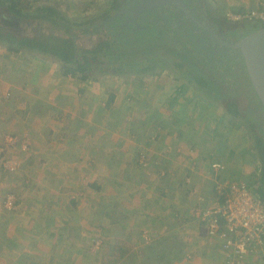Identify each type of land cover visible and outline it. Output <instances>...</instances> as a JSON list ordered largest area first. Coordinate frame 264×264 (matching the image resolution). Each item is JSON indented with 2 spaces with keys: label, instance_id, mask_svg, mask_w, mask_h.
<instances>
[{
  "label": "crops",
  "instance_id": "0c3cea01",
  "mask_svg": "<svg viewBox=\"0 0 264 264\" xmlns=\"http://www.w3.org/2000/svg\"><path fill=\"white\" fill-rule=\"evenodd\" d=\"M263 6L258 5L256 8ZM2 49L4 55L0 58V96L4 93H10L12 96L8 101L0 100V109H12L8 111V116L5 118V121L8 120L6 125L12 126L13 129L27 136L28 133H33L31 128L29 129L32 126L30 122L34 125L35 117L39 119L44 115L30 109H51L47 112L44 127L39 126L38 134L34 133L36 137L33 139L35 141L37 139L36 153L40 155L36 160L40 162L44 160L45 164L53 168V171H47L50 182L71 180L74 185L72 190L63 189V191L59 187L55 190L49 188V185L45 186L43 189L46 190L41 193L40 202L32 200L33 196L30 192L25 191L27 188L19 193L15 213L12 215L7 212L6 218L0 220V264H124L127 254L119 253L118 249L122 245L127 246L128 242L135 245L134 239L131 238L134 231L131 230L130 225L135 227L137 223L136 226H140L137 222L140 218L138 213L143 212L129 205V202L137 190L143 194L144 191H148L147 188L153 189L155 191L153 196L157 195L156 197L166 207L164 219H162L164 225L159 231L163 234L169 227L182 232L188 231V235L183 232L185 242L178 251L179 254H183L184 257L189 256L192 260L187 261L182 257L180 260L183 261L177 264L224 263L221 241L210 237L196 216V211L208 208L215 202V181L210 168L219 156L218 151L217 154L214 150V153L207 155L206 161L199 158L201 154L192 155L193 160L199 159L198 171L195 174L190 173L192 179H189L190 176H183L181 182L175 181L176 178L180 180L179 176L183 173V167L181 168L177 155L173 162L170 158L163 162L166 156H162L161 152L156 154L157 152L152 149H156L157 142H152L151 139L129 140L127 134H122L124 127L114 113L116 112L114 109L118 108L114 104L115 102L117 104L119 100L121 85L117 87L118 92L110 89L112 91L108 93L107 101L103 102L106 91L101 81H82L65 77L58 62H48L43 65L39 63L41 58L38 54L24 51L14 54L8 52L5 47ZM30 55L34 58L32 61L28 59ZM36 72H40V75H36L38 74ZM34 75L37 77L35 78ZM47 87V92H42ZM132 92L126 98L130 102L129 109L133 111V121L137 119L134 109L139 102L136 100L135 92ZM102 109H110V115L114 118H111L109 123L117 129L108 124L106 126L97 124L100 116L96 110L104 115ZM159 109H163L162 104L159 105ZM1 111L6 113L5 110ZM153 112L154 110L147 111L146 114L151 116L154 115ZM0 117H3L1 113ZM146 118L144 121H147ZM48 120L49 123H47ZM161 120L154 121L160 122V129L161 126L164 127ZM137 122L139 123L138 120ZM187 122L194 125L191 119ZM74 123L76 127L73 126ZM181 124H177V137L185 133L182 129L191 133L195 132L193 128L185 129L183 126L186 124ZM26 126L28 129L25 128ZM102 129L105 132L101 137L105 135V140L97 136V131ZM136 130L137 128L130 127L129 134L138 132ZM139 130L145 131L142 128ZM26 136L24 135L23 138L26 139ZM95 136L97 139H94ZM176 136L170 139L171 144L183 147L184 142ZM24 141L26 142L22 140ZM167 144L168 141L165 139L162 144L158 143V148L164 149ZM141 150L150 152L149 157L152 163L150 164L153 165L150 171L146 170L145 178L138 176L136 168L137 152ZM255 152L253 149L251 156L256 159ZM214 154L217 158H214ZM242 154L243 151L240 152V149L229 147L228 152L221 155L225 159L226 156L229 158L227 170L223 174L224 179L228 180L232 175L236 177L245 172L244 163L239 166V169L236 164V160L239 161L236 158L241 159ZM249 158L247 156V159ZM257 161L259 160H255V165L259 167ZM140 162L139 160V164L142 165ZM52 164L65 169L59 174H63L60 179H57L59 175L56 174L57 171H54L55 167ZM98 164L103 165V170L97 168ZM194 169L192 168L191 171ZM104 170L110 171L105 173ZM161 171H164V175H159ZM177 171L178 174L175 173ZM82 174L86 177L81 178ZM132 175L138 177V180L136 179L138 183L135 180L128 181ZM20 176L23 178L22 181L28 182L26 175ZM36 177L39 178L40 174L36 173ZM81 181L90 183V188L87 189V184L81 186ZM184 181L189 182L187 186H184ZM32 182L36 183L34 180ZM106 187L109 193H106ZM71 193H78L80 196L77 194L71 196ZM60 203L66 218L58 221L54 217ZM172 212H176L174 213L176 218L180 217L176 224V219L171 218L174 216ZM168 215L170 218L167 220ZM103 230L105 234L101 232ZM125 233L127 235L122 237ZM96 237L103 239L104 246L99 251H92L91 245ZM220 260L221 263H219ZM248 264H264V249L250 256Z\"/></svg>",
  "mask_w": 264,
  "mask_h": 264
},
{
  "label": "rangeland",
  "instance_id": "374dc122",
  "mask_svg": "<svg viewBox=\"0 0 264 264\" xmlns=\"http://www.w3.org/2000/svg\"><path fill=\"white\" fill-rule=\"evenodd\" d=\"M202 1L204 6L206 5L207 10L211 11L212 14L217 15L220 18H226L227 12L236 13L241 12V9H244V11L252 9H261L256 7H258V5H264V0ZM42 2L56 5L68 17L75 19V21H81L83 19H90L91 17H94L93 19H96V23L100 21L98 24L101 25L104 23V21H106H101V19H103V15L106 14V12L108 11L111 0H40V3ZM110 13L112 14L113 12ZM254 24L255 23H246L245 26L248 25V28H243V30L240 31V36L237 35L238 37H234V35L229 34V38L232 41L236 42V40L240 37L242 38L244 34L247 35L253 32ZM173 28L176 29L173 31L168 30L164 37L166 39L172 40L175 45H179L182 47V45L185 43V40L180 38V34L178 33L176 25H174ZM100 30L103 32L105 30L107 31L106 27H101ZM111 32H113V30ZM111 32L109 34H112ZM102 36L103 33L100 32L95 38H83L82 43L86 44L92 42H99L101 41ZM2 48H0V58H2L4 55ZM160 54L163 56L162 61L165 63L166 66L157 67L151 74H147L144 76L103 75L95 77V81L98 80V82L101 81L102 84L104 83V90L106 91V95H104L103 97V102L107 101L108 93H110L112 90L115 92L117 91V87L119 85H121L123 88L122 89L119 86V100L117 104L116 102L114 104V106L117 105L118 107L117 109H114L116 111L114 113H116V117L119 118V120L122 122L121 125H123L124 127V132H122V134H127L129 140L136 139L137 141H141L143 139H151L152 142H157L156 149H152L157 152L156 154L161 152L162 156H166L164 158L165 160H162L163 162H166L169 158L173 162V160L176 159L175 155H177L179 157L178 162L180 163L181 168L183 167V173L179 176L181 179H175V181L179 182L183 180V176H192V174H195L198 171L199 159L193 160L194 157H192V155H196V153L201 154V157L199 158L206 161L208 159L207 155H211V153H214V150H216L215 153L217 154L218 151V158L216 157V154H214V158H217L216 161L222 163L225 167V170L220 173L224 177L223 174L227 170L226 166L229 164V158L226 156L225 159V157L223 158V156L221 155L227 153L229 147H233L234 149H240V152L243 151V156H241V159H239L240 157L236 158L239 160H236V164L238 165L237 168L239 169V166L244 163L246 170L242 174H239L238 172L239 176L235 177L234 175H232V177H229L228 180L231 182L233 181L247 183L251 185V188L256 192L257 195L260 196L261 192L258 187H260L262 180L261 163L260 161H257L259 162V167L255 165V160H259V157L256 152L254 153L256 159L254 158V156H251V153L253 151L254 138L251 135H248L249 132L244 127H241L238 122L231 120L230 117H227L225 115V109L220 103L208 102L203 98V93L200 89H198L195 85H188L189 83L185 77H191L192 74H189L190 70L187 69V55H184L181 59L178 60L175 55L172 54L171 47L165 48L160 52ZM187 54L189 56L193 53L188 51ZM39 56L41 58L39 63L43 65H46L48 62L57 63L53 58H50L48 56ZM172 57L176 61H178L179 67H176L175 62L171 61ZM199 58L200 60L193 61L198 67L197 71L200 69H204L207 65V68H205L204 72L210 77H223L227 79V77L232 76L231 74L226 73V70H224V66L219 69L218 67H215L216 64L212 65V67H209L208 65L210 64L207 63V56L205 53L204 55L199 56ZM28 59L32 61L34 58L32 55H30ZM237 70L238 69H236L235 72ZM36 75L39 76L40 72ZM36 75H34L35 78L37 77ZM28 77L30 78V76ZM236 78L237 79H235V81L231 80V83H234L236 85L235 87L239 88L240 93L237 100L241 105V115H244L245 118L247 116L251 117L252 115V117L257 122L258 126H260L264 135V112L261 108L257 107L254 103H252V100L249 99L251 98L250 96H255L254 91L251 89L252 86H249L245 78L241 77L240 75ZM47 89L48 87L42 92H47ZM131 90L135 92L136 100L139 102L134 109L135 117L137 119L133 121V111L132 109H129L130 106L128 105V103L130 102H128V99L126 98L128 94H130V92L133 93ZM11 97L12 96H10V93H4L1 94L0 100L8 101L11 99ZM160 104L163 105V109H159ZM148 106H151L154 109H152L151 107L148 108ZM1 110H5L6 113ZM10 110L12 109H0V113L1 115H3V117H0V220L6 218L7 212L12 215L15 213V210L18 207L19 193L25 188H27L25 191L30 192V194L33 196L32 200L40 202L41 193L45 192L46 190L43 189L45 188V186L49 185V188H54L55 190L59 187L60 189H62L61 191H63V189L72 190L74 185V183H71V180H55V182H50V177L47 171H53V168H51L50 165L45 164L44 160H42L41 162L36 160L37 156L40 155L36 153L38 151L37 144L35 143L37 139L36 141L35 139H33V137H36L34 133L38 134L39 126L44 127L43 123L47 119V112L51 109H30L33 111L35 110L44 113V115L39 118L41 120H39L36 116V122L34 125L32 124V122H30L32 126H30L29 129L31 128L33 133L30 132L27 134V136L26 134H22L16 131L15 129H13L12 126H7L8 120L5 121V118L8 116V111ZM102 110H104V115H102L100 111L96 110L97 114L100 116L97 124L103 126H106L108 124V126H112V123H109V121L111 120V118L114 117L110 115V109ZM151 110H154V115L147 116V111ZM145 117H147V121H144ZM157 119H162L161 123H164V127L161 126L162 130L159 127L160 122H154ZM189 119L193 121V124L195 126L192 125L190 122H187ZM137 120L139 121V123L137 122ZM47 123H49V120L47 121ZM87 123L90 124V122ZM128 123H130V125H128ZM181 123H184L186 125ZM177 124L184 125L183 128L185 129L191 127L190 130L193 128L195 132L191 133L182 129V131L185 133H182L177 137ZM73 126L76 127V124L74 123ZM112 127H114V125ZM130 127L137 128L136 131L138 132L132 135L129 134ZM25 128L28 129L27 126ZM140 128L145 131L139 130ZM104 132V129L97 131V136L105 140V135L103 136V138L101 137ZM120 133L121 132H119V134ZM24 135L26 136V139L23 138ZM174 136H176V138L182 139V141L184 142L183 147H176L174 144H171L170 139ZM29 138L30 140H28ZM94 139H97V137ZM165 139L168 141V144L165 146L166 148H158V143L162 144ZM22 140H26V142H22ZM107 142L109 143V140ZM103 153L106 154V152ZM149 153V151L144 150L137 152L136 158L138 165H136V168L138 171H136L138 173V176H140L141 178H145L146 170L150 171L149 169L153 167V165H151L152 163L150 161ZM247 156L250 158L247 159ZM189 159H192V161H189ZM139 160L141 161L140 163L142 165L139 164ZM71 161L74 162V159L71 158ZM53 167H55L54 171H57V175H59L61 171L65 170L63 168H58L60 166L53 165ZM102 167V164H98L97 168H99V170H103ZM192 168L195 169L191 171ZM109 171L110 170H106L105 173ZM19 173L20 175H26L28 181L27 183L25 181H22L23 178H21ZM36 173L40 174L39 178L36 177ZM175 173L178 174L179 172L177 171ZM62 175H59L57 179H60V176ZM159 175H164V171H161ZM84 176L86 177L85 174H82L80 177L82 178ZM191 176L189 179H192ZM174 177L175 176H173V178ZM31 179L36 181V183L33 184ZM136 179L138 180V177L132 175L130 179L128 178V181L135 180L136 183H138ZM81 183V186L87 184V189L90 188V183H83L82 181ZM188 183L185 182L184 186H187ZM52 184H54L55 186H52ZM253 186H256L257 189H254ZM106 189V193H109V189L107 187ZM147 189V192L142 189V191H144L143 194H141L140 191L137 190L135 192L134 197L132 196L129 202V205L134 206L135 208H139V210L143 211L141 214L138 213L140 215V218L137 220V222L140 224V226H136L138 225L137 223L135 227H132L130 225L131 230L134 231L131 234V238L134 239L135 245L129 244L131 242H128L127 246L122 245L121 248L118 249V252H126L127 256H125V258L127 260H125L124 264H177L178 262L181 263L183 260H180V258L184 256L183 254H179L178 250H180V246L182 245V243L185 242L183 232L185 235H188V231L185 230L182 232L180 230H175L173 227L165 229V233L163 234L159 231L160 228H162L164 225L162 219H164L163 217L165 215L164 211L166 210V207L164 206V203L156 197L157 195H155V197L153 196L155 192L153 189ZM78 193H76L77 196H80L78 195ZM76 194L71 193V196H74ZM61 205L62 203H60V206H58L57 212H55L54 217V219L58 221H61L66 218L65 212L62 211ZM174 213L176 212H172L174 216L171 218L174 220L176 219V224V221L180 220V217L176 218V215ZM168 218H170V215L167 216V220ZM160 222H162V224H160ZM123 227L127 228L126 226ZM96 230H98V228ZM101 232L105 234L104 230ZM126 235V233L122 234V237ZM93 241L94 242L91 245L92 251H99L104 246L103 239L99 237H96L95 239H93ZM119 242H122V240H119ZM184 258L187 261L192 260L189 256L186 257V255ZM219 263H221V260Z\"/></svg>",
  "mask_w": 264,
  "mask_h": 264
},
{
  "label": "trees",
  "instance_id": "16d2710c",
  "mask_svg": "<svg viewBox=\"0 0 264 264\" xmlns=\"http://www.w3.org/2000/svg\"><path fill=\"white\" fill-rule=\"evenodd\" d=\"M124 1L127 0H111L108 11L101 19L106 21L99 25L100 21L96 23L94 17L75 21L56 5L40 3V0H0V46L14 54L24 51L53 58L61 65L65 77L82 81L95 80V77L103 75L151 74L157 67L166 66L160 54L165 48L171 47L172 54L178 60L184 55L188 56V51L193 53L186 56L187 69L192 74L191 77H185L188 85H195L200 89L203 98L208 102L220 103L225 109V115L238 122L254 138L253 149L259 157L262 169L261 185L258 188L260 197L264 200V135L252 115L246 118L241 115V105L237 100L239 88L231 83V80L235 81L240 75L252 86L242 55L233 51L232 55L226 54L209 60V53H205L209 67L216 64L215 67L219 69L224 66L226 73L232 75L227 79L210 77L204 72L207 65L197 71L198 67L193 62L200 60L199 56L203 55L195 50L196 44H187L184 41L181 47L164 37L168 30H175L172 22L165 23L164 20L154 17L150 22H139L142 28H137L134 24L122 27L130 17L117 15L122 10L121 4ZM257 23L253 25V32L264 28V23H260V26ZM245 24L232 23L226 19V28L230 34L235 33L234 30L240 32L243 28H248ZM101 27H106L107 31H101ZM100 32L103 33L101 41L82 43L83 38H95ZM247 35L244 34L243 37ZM180 38L183 39L181 36ZM171 61L179 67L178 61L173 57ZM236 69L238 70L235 72ZM251 89L254 91L253 87ZM254 94L249 99L264 112L255 91Z\"/></svg>",
  "mask_w": 264,
  "mask_h": 264
},
{
  "label": "built area",
  "instance_id": "2783aa9c",
  "mask_svg": "<svg viewBox=\"0 0 264 264\" xmlns=\"http://www.w3.org/2000/svg\"><path fill=\"white\" fill-rule=\"evenodd\" d=\"M232 23H264V6L241 12H227ZM210 170L215 181V202L196 211L208 235L221 241L223 264H248V258L264 249V200L251 185L225 180V170L216 161ZM257 189L256 186H253Z\"/></svg>",
  "mask_w": 264,
  "mask_h": 264
},
{
  "label": "flooded vegetation",
  "instance_id": "af4514ba",
  "mask_svg": "<svg viewBox=\"0 0 264 264\" xmlns=\"http://www.w3.org/2000/svg\"><path fill=\"white\" fill-rule=\"evenodd\" d=\"M182 1L186 6L187 13L176 7L175 4H169L163 7L145 10L136 17L134 12L142 4V0H127L121 4L122 10L117 15L123 14L130 16L122 27L134 24L139 28L141 26L139 22H150L154 17L164 20L165 23L172 22V27L176 25L178 33L185 39L187 44H196L195 48L203 55L204 53H209V60L222 55L226 56V54L232 55L233 51H237L221 43V41L235 42L228 36L230 32L226 28V18H220L210 13L211 11L207 10L202 0ZM233 32L235 33L230 35H234V37L240 36L239 31L234 30ZM240 39L241 37L237 40Z\"/></svg>",
  "mask_w": 264,
  "mask_h": 264
},
{
  "label": "water",
  "instance_id": "95a60500",
  "mask_svg": "<svg viewBox=\"0 0 264 264\" xmlns=\"http://www.w3.org/2000/svg\"><path fill=\"white\" fill-rule=\"evenodd\" d=\"M169 4H175L176 7L186 12V6L182 0H142V4L134 13L138 17L145 10ZM221 43L239 51L242 55L249 80L264 109V28L258 29L236 42L221 41Z\"/></svg>",
  "mask_w": 264,
  "mask_h": 264
},
{
  "label": "clouds",
  "instance_id": "9594fccd",
  "mask_svg": "<svg viewBox=\"0 0 264 264\" xmlns=\"http://www.w3.org/2000/svg\"><path fill=\"white\" fill-rule=\"evenodd\" d=\"M227 19V18H226ZM141 27V26H140Z\"/></svg>",
  "mask_w": 264,
  "mask_h": 264
}]
</instances>
